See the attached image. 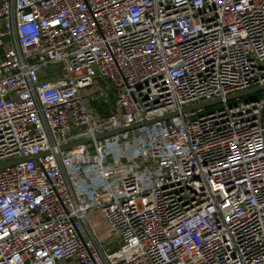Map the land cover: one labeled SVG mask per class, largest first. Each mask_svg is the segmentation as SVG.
<instances>
[{
	"label": "built area",
	"instance_id": "obj_1",
	"mask_svg": "<svg viewBox=\"0 0 264 264\" xmlns=\"http://www.w3.org/2000/svg\"><path fill=\"white\" fill-rule=\"evenodd\" d=\"M263 87L264 0H0V264H264Z\"/></svg>",
	"mask_w": 264,
	"mask_h": 264
},
{
	"label": "water",
	"instance_id": "obj_2",
	"mask_svg": "<svg viewBox=\"0 0 264 264\" xmlns=\"http://www.w3.org/2000/svg\"><path fill=\"white\" fill-rule=\"evenodd\" d=\"M263 89H264V87L263 88H254V89H250V90L243 91V92H240V93H236V94L228 96L225 100L226 101H232L234 99L244 98L245 96L254 94V93H256L258 91H261ZM220 103H221V100L220 99H216V100H213V101H210V102H206V103H202V104L190 107V108H186V109L182 110V112L186 113V112L198 109V108H210L212 106L219 105ZM176 115H177L176 113H173V114L164 116L163 118L156 119V120H154L152 122H145V123H142V124H138V125L132 126V127L128 128V129H121V130H118V131H115V132H112V133H106V134L97 136L96 139L99 140V139L106 138V137H109V136H112V135H116L118 133L130 131V130L138 128V127H140L142 125L150 124V123H153V122L158 121V120H168V119H170V118H172V117H174ZM84 143H87V142L81 141V142H78V143L69 144L67 146L62 147V150L70 149L73 146H76L78 144H84ZM24 160L25 159H19V160L9 161V162L0 164V170L5 169V168H7L9 166L15 165V164H17L19 162H22Z\"/></svg>",
	"mask_w": 264,
	"mask_h": 264
},
{
	"label": "rangeland",
	"instance_id": "obj_3",
	"mask_svg": "<svg viewBox=\"0 0 264 264\" xmlns=\"http://www.w3.org/2000/svg\"><path fill=\"white\" fill-rule=\"evenodd\" d=\"M49 71H50V73H51V75L52 76H54V75H56L57 73H56V71L53 69V68H49ZM107 85V81L106 80H101V79H99V78H96L95 80H94V85L92 86V87H90V88H87V89H85V90H83L82 92H83V95L84 96H88V98L87 99H89V98H95V96L99 93V92H101L102 90H103V88L105 87ZM262 94V92H258V93H255V94H253V95H251V96H246V97H244V98H241V99H239V101H245V100H251V99H255V98H257V97H259L260 95ZM114 96V94L112 93V90H110V91H106V98L108 97V96ZM96 101V100H95ZM235 101V100H234ZM234 101H231V102H229V103H232V102H234ZM96 107V106H95ZM96 109V108H95ZM63 264H68V263H63Z\"/></svg>",
	"mask_w": 264,
	"mask_h": 264
}]
</instances>
